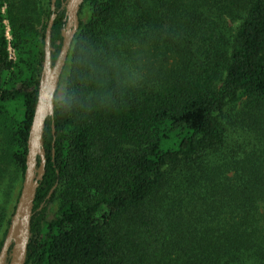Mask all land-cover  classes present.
I'll list each match as a JSON object with an SVG mask.
<instances>
[{"label": "trees", "instance_id": "obj_1", "mask_svg": "<svg viewBox=\"0 0 264 264\" xmlns=\"http://www.w3.org/2000/svg\"><path fill=\"white\" fill-rule=\"evenodd\" d=\"M67 3L0 0L4 173L24 177ZM78 18L25 264H264V0H83Z\"/></svg>", "mask_w": 264, "mask_h": 264}, {"label": "water", "instance_id": "obj_2", "mask_svg": "<svg viewBox=\"0 0 264 264\" xmlns=\"http://www.w3.org/2000/svg\"><path fill=\"white\" fill-rule=\"evenodd\" d=\"M83 0H68L66 29L63 31V44L60 54L52 65L51 62V30L55 20H49L44 40L43 73L38 88V98L33 122L27 142L26 170L20 197L14 215L0 251V264H25L30 239V217L39 187V181L45 173L46 153L42 139L46 121L53 117L56 96L60 79L64 71L72 41L79 28L78 10ZM54 4V2L52 3ZM40 159V168L36 169V161ZM9 258V263L7 259Z\"/></svg>", "mask_w": 264, "mask_h": 264}, {"label": "rangeland", "instance_id": "obj_3", "mask_svg": "<svg viewBox=\"0 0 264 264\" xmlns=\"http://www.w3.org/2000/svg\"><path fill=\"white\" fill-rule=\"evenodd\" d=\"M6 27L7 40H11V34L9 29V22H4ZM9 56L12 60H15V52L9 47ZM240 106H238L239 108ZM237 108V109H238ZM0 170V242L3 240L5 232H8L11 219L14 215L18 199L23 186L24 177L20 176L17 170H10L8 173H4ZM58 210V202L54 201L49 205L47 211V218L53 219ZM9 221V223H8Z\"/></svg>", "mask_w": 264, "mask_h": 264}]
</instances>
